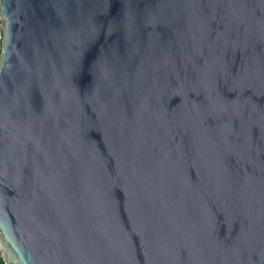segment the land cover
Segmentation results:
<instances>
[{"label": "water", "instance_id": "obj_1", "mask_svg": "<svg viewBox=\"0 0 264 264\" xmlns=\"http://www.w3.org/2000/svg\"><path fill=\"white\" fill-rule=\"evenodd\" d=\"M6 264H264V0H0Z\"/></svg>", "mask_w": 264, "mask_h": 264}, {"label": "built area", "instance_id": "obj_2", "mask_svg": "<svg viewBox=\"0 0 264 264\" xmlns=\"http://www.w3.org/2000/svg\"><path fill=\"white\" fill-rule=\"evenodd\" d=\"M3 38H4V27H3L2 17L0 16V64L3 53Z\"/></svg>", "mask_w": 264, "mask_h": 264}, {"label": "trees", "instance_id": "obj_3", "mask_svg": "<svg viewBox=\"0 0 264 264\" xmlns=\"http://www.w3.org/2000/svg\"><path fill=\"white\" fill-rule=\"evenodd\" d=\"M0 264H6L3 258H0Z\"/></svg>", "mask_w": 264, "mask_h": 264}]
</instances>
